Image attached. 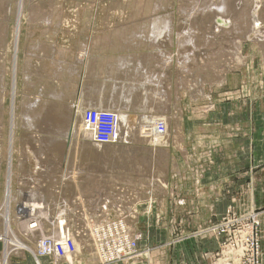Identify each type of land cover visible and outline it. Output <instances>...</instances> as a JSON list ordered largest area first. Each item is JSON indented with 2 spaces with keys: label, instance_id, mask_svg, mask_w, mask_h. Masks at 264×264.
<instances>
[{
  "label": "rangeland",
  "instance_id": "obj_1",
  "mask_svg": "<svg viewBox=\"0 0 264 264\" xmlns=\"http://www.w3.org/2000/svg\"><path fill=\"white\" fill-rule=\"evenodd\" d=\"M223 1L0 0V264H140L154 247L149 245L162 242L155 234L158 219L170 229L164 245L210 239L217 250L204 256L217 260L225 248L213 236L198 234L253 212L259 215L264 264V194L253 210L228 208L218 221L182 217L180 222L197 228H172L183 209L181 197L200 189L216 155L194 157L192 169L185 164L189 182L184 179L183 154H176L174 164L168 152L174 141L180 145V138H171L180 129L179 114L198 115L214 103L220 111L244 94L262 95L264 60L257 46L264 51V0H255L246 13L245 31L256 16L250 40L234 35L228 41H246L255 51L248 55L249 88L202 85L212 64L245 61V54L238 58L235 42L222 45L220 35L211 32L214 41L208 45L203 37L208 32L198 21H210L211 9ZM215 49L214 62L197 55ZM135 86L151 87L154 103L137 106ZM230 178L224 175L219 185L226 197L217 202L221 207L233 201L232 191L238 193V182ZM257 184L264 188V181ZM238 200L243 206L249 199ZM202 203L197 198L193 207ZM107 225L117 238L124 229L134 245L132 256H140L105 260L117 243ZM61 229L76 247L67 260L42 254L43 242L60 239ZM229 252L234 254L231 247Z\"/></svg>",
  "mask_w": 264,
  "mask_h": 264
},
{
  "label": "crops",
  "instance_id": "obj_2",
  "mask_svg": "<svg viewBox=\"0 0 264 264\" xmlns=\"http://www.w3.org/2000/svg\"><path fill=\"white\" fill-rule=\"evenodd\" d=\"M245 43L246 41H243L240 45V55L245 54V61L243 59V61L241 60V62L235 64L229 59L219 65L212 64L208 70L205 69L209 73V76H207L209 79L202 83L204 87L206 82L209 81L211 87L215 88L226 87L229 90H234L238 85H245L246 90L249 88L247 86L250 80L248 55L249 53H255V51L248 50ZM257 48V52L262 54L261 59L264 60V51L260 46H257ZM258 89H261L262 95H260L261 92L253 97L249 93L244 94L235 101L226 103L224 110L216 111L218 104L214 103V106L205 107L202 113L198 115L189 117L183 115V113L179 114L180 129L176 130L175 134L172 133L171 138L173 140L180 138V145H178V141H174V146L169 148L168 152L171 153L174 164L176 154L178 152L183 154L184 179L189 182V178L186 177V163L190 170L192 169L190 160L194 157H199L196 160H203L201 154L206 152L215 153L216 155L213 156L212 164L208 165L211 170L208 172L207 179L199 182L200 189L194 188L191 192L186 190L187 194L181 197L183 198V201H181L183 209L182 212L176 213L173 229L185 232V230L194 231L197 228L180 222L179 218L182 217L213 216L216 217L214 221H218L220 220L219 217H222L228 208H232L236 212H242L260 206L258 196L264 194V188H258L257 182L264 181V83ZM222 152H225L226 159H222ZM224 175H229L231 181L238 182L239 187L236 189L238 191L236 195L234 191L230 194L229 197L233 199L230 205L223 204L221 207V204L217 205V202L226 199L222 193V187L219 186ZM241 185L244 192H239ZM176 186L174 185L176 191L174 194L177 197L179 194H177ZM210 191L212 195H209ZM243 197H248L249 200L248 203L246 202L245 205L241 206V200H238V198ZM197 198L202 199V208L193 207V202ZM211 200H216V204H211L209 202ZM140 217H138V220L142 219ZM159 221L160 219H158V224L155 226L157 230L155 234L159 237L158 240L162 242L149 245L154 247L150 248L149 257L140 264H209L210 259L208 261L204 255L209 251L217 250V244L214 241L210 239L201 241L191 238L179 241V243L177 242L174 246L169 247L164 245V242L170 236V229L167 226L162 227ZM145 237L144 240L147 239Z\"/></svg>",
  "mask_w": 264,
  "mask_h": 264
},
{
  "label": "built area",
  "instance_id": "obj_3",
  "mask_svg": "<svg viewBox=\"0 0 264 264\" xmlns=\"http://www.w3.org/2000/svg\"><path fill=\"white\" fill-rule=\"evenodd\" d=\"M258 219L259 215L253 212L247 219H238L233 222L223 221L219 225L209 227L205 232H200L198 237L213 236L219 245L225 248L221 254L216 256L217 260L210 256V264H262ZM244 220H250L251 223H243ZM107 227V231H110L109 233L112 235L114 234L117 243H115V247H110L107 250L106 254H109V256L105 257V260L111 262L128 259L134 260V258L140 256L138 253L132 256L134 245L131 244L129 234L124 229L120 237L117 238L116 232H111L113 231L111 225H107ZM230 247L234 253L232 255L229 252ZM41 248L42 254L54 256L57 259L65 258L67 260L76 254L74 240L70 236L63 235V232L60 239L52 238L51 240L44 241ZM35 264L42 263L38 261Z\"/></svg>",
  "mask_w": 264,
  "mask_h": 264
},
{
  "label": "bare ground",
  "instance_id": "obj_4",
  "mask_svg": "<svg viewBox=\"0 0 264 264\" xmlns=\"http://www.w3.org/2000/svg\"><path fill=\"white\" fill-rule=\"evenodd\" d=\"M196 1V0H195ZM218 1H220V0H218ZM254 2H255V0H240V2H239V4H237L236 2H234V1H228L227 0V2H225V1H223V2H220V3H218L216 6H215V8H213V9H211V14L209 15V19H210V21H203L202 23L201 22H199L198 21V23H199V25L200 26H203V24H204V27L206 28V31L208 32V35H209V31H210V33L211 32H213V34L214 35H217L218 36V34L220 35V37H218V39L220 38L221 39V41L222 42H224L222 45H224V44H231V43H233V42H235V40H233V41H230V42H228L230 39H231V37L232 36H234L233 38L234 39H236V38H238V39H240L241 37H245V40L248 38V37H251V35L249 36V34L250 33H252L253 31H252V29H253V25H254V20H255V18H256V16L254 15H252L251 17H250V19L252 20V23L250 24V26L248 27V30H243V29H245L246 28V21H245V17H247L246 16V13L247 12H249L250 13V11H252V5L254 4ZM250 8V10H247V8ZM255 12V11H254ZM203 15L204 14H202V17L201 18H203ZM205 19V18H204ZM203 19V20H204ZM207 20H208V17L206 18ZM202 20V19H201ZM208 22V23H207ZM217 22L218 23H220V24H217ZM245 24V25H244ZM218 25H220L221 26V28H218ZM243 25V26H242ZM230 26V28H227V29H225L226 27H229ZM251 27H252V29H251ZM243 30V31H242ZM254 30V29H253ZM247 32L246 33V35L244 36L243 34L244 33H242V32ZM260 31V30H259ZM262 32V31H261ZM159 33V32H158ZM162 33V32H161ZM161 33H159L158 34V37L161 39V36H162V34ZM260 33V32H259ZM213 34L211 33V36H210V38H208L209 36L208 35H206V36H203V37H205V39H206V41H207V43L206 44H208V45H211L212 44V42L211 41H214V40H212L213 39ZM248 35V36H247ZM257 36V35H256ZM214 37H216V36H214ZM236 37V38H235ZM212 38V39H211ZM159 39V40H160ZM198 39V38H197ZM203 39V38H202ZM215 39V38H214ZM217 38H216V40H218ZM237 39V40H238ZM242 39V38H241ZM258 39V38H257ZM192 40V39H191ZM195 40V39H194ZM243 40V39H242ZM241 40V41H242ZM248 40H250L249 38H248ZM241 41H239V43L240 44H242V42ZM260 41V40H259ZM264 42V41H263ZM215 43V42H214ZM213 43V44H214ZM237 41L235 42V45L234 46H237V48H235V49H237V51H240L239 50V48H240V46H238V44H239ZM206 46V45H205ZM195 48H196V46H195ZM194 48V49H195ZM207 48V47H206ZM205 48V49H206ZM226 48V47H225ZM197 49V48H196ZM204 49V50H205ZM234 49V50H235ZM203 50V49H202ZM203 50V51H204ZM199 51V50H198ZM200 51H201V49H200ZM207 51H209L208 49H207ZM218 50L217 49H215L213 52H215L214 54H212L211 53V55L210 54H206V55H204V57H202V53H200L199 52V54H197L198 56L200 55V57H201V59H202V62H205L206 60V62H208V61H216L215 59H214V57H215V55H216V52H217ZM202 52V51H201ZM207 53H209V52H207ZM226 53H227V51H226ZM219 54H221L222 55V53H219ZM218 54V55H219ZM225 55V54H224ZM239 55H240V52H239ZM236 56H237V54H236ZM226 57V56H225ZM225 57H223V58H225ZM242 56H239L238 58L240 59ZM204 58H205V60H204ZM243 58V57H242ZM194 59H197V58H194ZM227 59V58H226ZM235 59V58H234ZM204 60V61H203ZM218 60V59H217ZM243 60V59H242ZM195 61V60H194ZM199 61V60H198ZM236 61V60H235ZM186 62V61H185ZM184 62V63H185ZM201 62V63H202ZM223 62V61H222ZM225 62V61H224ZM241 62V61H240ZM198 63V62H197ZM211 63V62H210ZM139 67L142 65L141 63H140V61H139ZM199 64H200V62H199ZM214 65V64H213ZM185 70V69H184ZM216 71V70H215ZM136 72V71H135ZM141 74V73H140ZM135 77H136V73H135ZM223 79V78H222ZM226 81V80H225ZM151 87H133V90H134V93H133V97H134V99H135V101H136V105L137 106H142V107H145V106H149V105H152L151 103H149L150 101H152L153 103H154V100L153 99H155V97L154 98H152L153 97V94H150V93H152V92H150L149 93V91H151L152 89H150ZM179 89V88H178ZM189 90V89H188ZM192 95L193 96H195V92H192ZM62 146V145H61ZM61 149H63V147H58V150H61ZM64 153V152H63ZM40 208V207H39ZM32 209V208H31ZM42 210V209H41ZM59 216V215H58ZM22 217V216H21ZM60 224H62V226H64V223H65V220L64 221H62V222H59ZM72 226V225H71ZM22 227V226H21ZM59 227H60V225H59ZM62 230V229H61ZM61 230H60V232H61ZM62 232H63V230H62ZM66 232H68V231H66ZM62 234V233H61ZM16 235V234H15ZM63 235H65V236H69L68 234L66 235V233L65 232H63ZM60 237H61V235H60ZM13 246V245H12ZM12 253V252H11ZM69 261V260H68Z\"/></svg>",
  "mask_w": 264,
  "mask_h": 264
}]
</instances>
